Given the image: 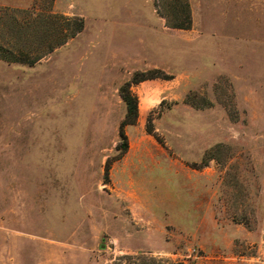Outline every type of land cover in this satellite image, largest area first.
Instances as JSON below:
<instances>
[{
	"label": "rangeland",
	"instance_id": "rangeland-1",
	"mask_svg": "<svg viewBox=\"0 0 264 264\" xmlns=\"http://www.w3.org/2000/svg\"><path fill=\"white\" fill-rule=\"evenodd\" d=\"M155 1L0 4L84 20L0 59V264H264V0H189V29ZM28 37L0 43L51 39ZM148 70L121 153L119 88Z\"/></svg>",
	"mask_w": 264,
	"mask_h": 264
},
{
	"label": "trees",
	"instance_id": "trees-1",
	"mask_svg": "<svg viewBox=\"0 0 264 264\" xmlns=\"http://www.w3.org/2000/svg\"><path fill=\"white\" fill-rule=\"evenodd\" d=\"M154 5L157 12L165 19V23L169 27L175 29H189L191 27L192 15L189 0H162V2L156 0ZM6 11V8L0 7V38L10 35L14 38L13 43L15 42V44H19L24 41L27 44V38L29 39L28 35L31 34V32L34 34L35 32L39 33L44 37H51L50 41L48 43L46 42L47 44H44L45 47L43 51L38 50V54H34L35 49L33 48L26 47V49H22L13 46L12 48H7L0 43V59L8 62H19L33 65L44 55L52 52L55 48L65 44L69 39L75 37L84 28V20L79 16L69 18L52 12L37 14L33 11H29L26 14H30L32 20L21 21L13 14H7ZM5 15L7 16L5 17ZM22 19L28 20L29 18L23 17ZM34 28L35 30H33ZM4 31L8 34L5 35L3 33ZM10 41L11 40H8L6 43H10ZM154 77L153 70L135 72L131 80L124 82L119 88L120 96L126 109L124 118L121 120L119 126L121 153H125L128 149V140L124 127L126 125L134 124L138 116V99L132 92L130 86L132 83H138ZM137 258H142L144 264H170L167 261L157 260L153 257H146L143 255H138Z\"/></svg>",
	"mask_w": 264,
	"mask_h": 264
},
{
	"label": "crops",
	"instance_id": "crops-1",
	"mask_svg": "<svg viewBox=\"0 0 264 264\" xmlns=\"http://www.w3.org/2000/svg\"><path fill=\"white\" fill-rule=\"evenodd\" d=\"M33 0H0V4H13L15 6L27 7Z\"/></svg>",
	"mask_w": 264,
	"mask_h": 264
}]
</instances>
